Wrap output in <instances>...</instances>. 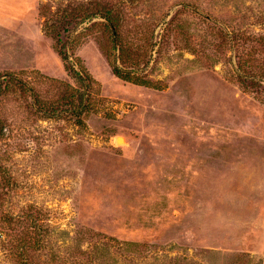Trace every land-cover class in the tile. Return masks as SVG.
<instances>
[{
	"label": "rangeland",
	"instance_id": "1",
	"mask_svg": "<svg viewBox=\"0 0 264 264\" xmlns=\"http://www.w3.org/2000/svg\"><path fill=\"white\" fill-rule=\"evenodd\" d=\"M0 264H264V0H0Z\"/></svg>",
	"mask_w": 264,
	"mask_h": 264
},
{
	"label": "trees",
	"instance_id": "2",
	"mask_svg": "<svg viewBox=\"0 0 264 264\" xmlns=\"http://www.w3.org/2000/svg\"><path fill=\"white\" fill-rule=\"evenodd\" d=\"M107 21L108 22H112V19L110 18V16H107ZM114 42V46H113V50L115 51L116 48L119 47V51H120V56H119V60H126V49L123 47L122 42H120L119 39V35H116L113 39ZM119 42V43H118ZM59 56H61L62 61L65 63L66 65V69L69 71V73L75 77L77 80H79V83H81L83 81V72L82 70H80L79 72L75 71L74 66L71 65L69 63V53L67 51L64 50V47L60 48L58 51ZM112 58H113V53H112ZM116 57L114 58V60L112 61L111 67H112V71L114 73V75L117 78H120L122 80L128 81L130 83H134L136 85H140V86H146V87H156V85H152L151 83L141 80L139 79L132 70L128 71L126 68L127 67H123L120 68L117 65V60ZM131 59L130 58L127 59V62H129ZM124 64V63H122Z\"/></svg>",
	"mask_w": 264,
	"mask_h": 264
},
{
	"label": "bare ground",
	"instance_id": "3",
	"mask_svg": "<svg viewBox=\"0 0 264 264\" xmlns=\"http://www.w3.org/2000/svg\"><path fill=\"white\" fill-rule=\"evenodd\" d=\"M118 142H119L120 144H122V143H124V139H123V138H119V139H118Z\"/></svg>",
	"mask_w": 264,
	"mask_h": 264
},
{
	"label": "water",
	"instance_id": "4",
	"mask_svg": "<svg viewBox=\"0 0 264 264\" xmlns=\"http://www.w3.org/2000/svg\"><path fill=\"white\" fill-rule=\"evenodd\" d=\"M119 139V138H118Z\"/></svg>",
	"mask_w": 264,
	"mask_h": 264
}]
</instances>
